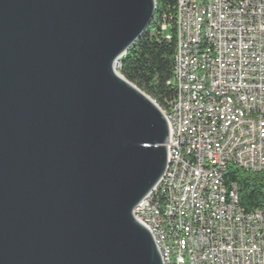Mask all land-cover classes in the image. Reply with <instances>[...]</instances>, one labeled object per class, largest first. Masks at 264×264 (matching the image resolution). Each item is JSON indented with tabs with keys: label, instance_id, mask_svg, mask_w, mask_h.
Segmentation results:
<instances>
[{
	"label": "water",
	"instance_id": "95a60500",
	"mask_svg": "<svg viewBox=\"0 0 264 264\" xmlns=\"http://www.w3.org/2000/svg\"><path fill=\"white\" fill-rule=\"evenodd\" d=\"M156 0H0V264H164L134 211L168 167L119 73Z\"/></svg>",
	"mask_w": 264,
	"mask_h": 264
},
{
	"label": "built area",
	"instance_id": "2783aa9c",
	"mask_svg": "<svg viewBox=\"0 0 264 264\" xmlns=\"http://www.w3.org/2000/svg\"><path fill=\"white\" fill-rule=\"evenodd\" d=\"M176 2L174 21L184 29H176L175 98L172 111L161 109L172 170L157 185L165 193H150L135 218L164 247L161 213H169L173 244L190 248L192 264H264V211H246L228 180L215 187L223 168L264 174V142L250 146L264 133V0ZM200 13H208L207 33L197 30ZM168 27L165 17L162 30ZM208 93L218 106L209 105Z\"/></svg>",
	"mask_w": 264,
	"mask_h": 264
},
{
	"label": "trees",
	"instance_id": "16d2710c",
	"mask_svg": "<svg viewBox=\"0 0 264 264\" xmlns=\"http://www.w3.org/2000/svg\"><path fill=\"white\" fill-rule=\"evenodd\" d=\"M155 18L140 40L122 58L118 73L149 96L160 109L170 110L175 98L172 85L177 38L176 0H156ZM169 24L162 30L165 20ZM170 37V39H169ZM226 182L238 186L241 206L246 211H264V174L237 167L228 168Z\"/></svg>",
	"mask_w": 264,
	"mask_h": 264
},
{
	"label": "bare ground",
	"instance_id": "6f19581e",
	"mask_svg": "<svg viewBox=\"0 0 264 264\" xmlns=\"http://www.w3.org/2000/svg\"><path fill=\"white\" fill-rule=\"evenodd\" d=\"M157 2V1H156ZM177 29H184V21H176ZM209 28V16L208 13H200L198 17L197 30L200 33H207ZM200 43H207V36H200ZM194 53H201V46H194ZM209 105L218 106V98L215 93H208ZM173 106L170 110L172 111ZM261 129H264V122H261ZM264 142V133H256L255 138H250V146H259V143ZM172 170V158H168V167L166 171ZM228 168H223L221 172H217L215 177V187H223L226 184L225 174ZM165 193V186H156L151 194H163ZM161 233L162 245L164 247H158L160 255L164 264H192L190 263V248L177 249L173 244V228L170 226V215L169 213H161ZM167 252L168 256H164ZM169 258V262H168Z\"/></svg>",
	"mask_w": 264,
	"mask_h": 264
}]
</instances>
